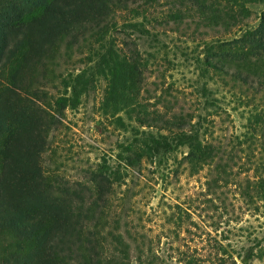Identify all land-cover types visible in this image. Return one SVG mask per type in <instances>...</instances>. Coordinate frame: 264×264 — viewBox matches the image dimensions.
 <instances>
[{
    "label": "trees",
    "instance_id": "obj_1",
    "mask_svg": "<svg viewBox=\"0 0 264 264\" xmlns=\"http://www.w3.org/2000/svg\"><path fill=\"white\" fill-rule=\"evenodd\" d=\"M261 5L264 0H0V264H166L151 241L104 233L110 199L127 175L104 162L87 183L72 186L44 168L52 132L100 83V113L132 133L118 149L125 170L185 148L189 173L207 171L204 195L235 186L243 210L264 215V9H251ZM123 12L128 18L120 25ZM168 33L204 46L202 78L250 110L238 143L250 166L244 183L233 178L234 150L212 140L219 89L208 81L203 86L199 115L175 113L165 94L155 105L143 100L146 73L161 50L145 57L132 38L160 46ZM81 49L88 54L85 69L62 71L61 61ZM164 93L172 96V88ZM215 250L216 264H264V225L245 256L228 254L222 244ZM176 252L179 262L197 263Z\"/></svg>",
    "mask_w": 264,
    "mask_h": 264
},
{
    "label": "rangeland",
    "instance_id": "obj_2",
    "mask_svg": "<svg viewBox=\"0 0 264 264\" xmlns=\"http://www.w3.org/2000/svg\"><path fill=\"white\" fill-rule=\"evenodd\" d=\"M251 9L259 14L264 7L252 6ZM125 13L118 15L120 25L128 18ZM253 24L256 25L257 20L254 19ZM119 37L123 39L124 35L119 34ZM132 39L145 57L161 50L158 64L152 60L151 70L146 73L143 100L155 105L165 94L175 113L195 112L199 115L203 108L202 88L208 81L202 78L199 65L204 59V46L197 49V45L171 33L160 38L164 45L158 47L150 38H141L138 34ZM84 52L85 49L75 50L70 59L61 61L62 71L79 73L85 69L84 60L88 54ZM165 56L169 63L162 60ZM208 82L213 91L219 89L215 97L221 107L220 115L214 121L212 140L234 150L231 162L233 178L244 183L250 166L238 143L244 142L250 110L227 90ZM97 87L84 98L78 109L68 110L63 125L52 132L49 150L43 158L45 170L72 186L87 183L88 174L104 162L113 171L120 170L127 175L125 184L117 187L110 199L104 233L119 232L127 239L130 235L132 239L149 245L151 241L166 264H183L179 262L182 256H178V248L181 253L194 258L196 264H216L217 259H221L215 250L220 244L227 248L228 254L245 256L250 240L264 225V215L251 216L243 210L245 205L240 201L235 186L222 189L219 195H204L207 171L197 175L189 173L183 162L187 152L185 148L159 158L153 165L145 161L140 169L125 170L118 149L119 144L132 133H124L122 128L113 124V117L100 113L105 84L100 83ZM168 87L172 88V96L164 93ZM159 108L162 113L167 111L164 105L159 104ZM123 116L128 124L129 117ZM231 263L232 260L227 259V264ZM237 264H241V260H237Z\"/></svg>",
    "mask_w": 264,
    "mask_h": 264
}]
</instances>
